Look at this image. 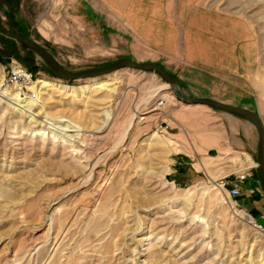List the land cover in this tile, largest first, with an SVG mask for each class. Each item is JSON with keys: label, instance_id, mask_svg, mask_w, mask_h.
<instances>
[{"label": "rangeland", "instance_id": "obj_1", "mask_svg": "<svg viewBox=\"0 0 264 264\" xmlns=\"http://www.w3.org/2000/svg\"><path fill=\"white\" fill-rule=\"evenodd\" d=\"M0 26L69 72L154 63L183 94L264 119V0H6ZM1 36L0 80L15 61L50 85L26 101L0 86V264H264L228 177L168 174L184 146L220 142L225 112L181 103L155 72L58 79ZM257 146L248 162L225 151L220 176L241 163L259 179Z\"/></svg>", "mask_w": 264, "mask_h": 264}, {"label": "crops", "instance_id": "obj_2", "mask_svg": "<svg viewBox=\"0 0 264 264\" xmlns=\"http://www.w3.org/2000/svg\"><path fill=\"white\" fill-rule=\"evenodd\" d=\"M220 121L223 129L220 142L211 146L190 145L189 148L184 146V151L173 160L168 173L170 179L176 184L187 185L203 176L213 178L215 181L228 177L224 182L229 187L244 172L246 176L239 182L241 195L238 201L256 219H264V195L259 191V179L253 172L254 166L243 167V164L237 163L230 173L220 176V171L225 168L213 164L223 157L225 151L237 153L241 159L248 162L253 156L256 140L258 142V132L251 121L229 113L222 115Z\"/></svg>", "mask_w": 264, "mask_h": 264}, {"label": "water", "instance_id": "obj_3", "mask_svg": "<svg viewBox=\"0 0 264 264\" xmlns=\"http://www.w3.org/2000/svg\"><path fill=\"white\" fill-rule=\"evenodd\" d=\"M6 0H0V10L4 6ZM0 35L16 41L20 45L26 47L30 51L36 53L41 57L50 67L54 76L62 80H76L97 78L112 74L118 69L129 68L140 72H155L162 80H164L170 87L171 93L176 97L178 101L185 105H202L211 109H216L222 112L229 113L236 117L244 118L251 121L258 132V146H257V164L259 171V185L264 193V124L258 113L249 109H245L238 106H232L225 103H221L209 98H196L183 94L180 88V82L173 74L154 63H137L130 59H119L109 65L85 70L81 72H69L65 70L44 48L33 40L14 33L6 28L0 26ZM257 223L264 230V219L258 218Z\"/></svg>", "mask_w": 264, "mask_h": 264}, {"label": "built area", "instance_id": "obj_4", "mask_svg": "<svg viewBox=\"0 0 264 264\" xmlns=\"http://www.w3.org/2000/svg\"><path fill=\"white\" fill-rule=\"evenodd\" d=\"M2 75L0 80V86L11 87L14 90V94L20 101H26L29 99H35L37 93L34 89H29L36 82V75L26 67L11 61L6 66L2 67ZM264 124V119H262ZM245 176L241 175L238 180L232 182L230 186L224 181H220L218 187L225 190L229 198L236 199L241 195L240 181L244 179ZM254 221V219H253ZM259 229L263 228L254 221Z\"/></svg>", "mask_w": 264, "mask_h": 264}, {"label": "bare ground", "instance_id": "obj_5", "mask_svg": "<svg viewBox=\"0 0 264 264\" xmlns=\"http://www.w3.org/2000/svg\"><path fill=\"white\" fill-rule=\"evenodd\" d=\"M37 81H38V79L36 80V82L33 84V86L32 87H30L29 89H36L37 87H39L40 86V88L42 89V88H45L46 86H49L50 85V83L49 82H45V81H40L39 83H37ZM37 83V84H36ZM36 84V85H35ZM168 87V85L167 84H165L164 85V89L166 88V89H168L167 88ZM161 88H163V87H161ZM82 91L83 90H85V88H82L81 89ZM36 91V90H35ZM37 93V92H36ZM29 100H32V99H29ZM202 106V105H201ZM244 220L246 221V222H248V223H252L253 225L255 224V222H253V220H251L249 217H244ZM254 227H256V228H259L256 224L254 225ZM146 240H150V237L149 238H147Z\"/></svg>", "mask_w": 264, "mask_h": 264}, {"label": "trees", "instance_id": "obj_6", "mask_svg": "<svg viewBox=\"0 0 264 264\" xmlns=\"http://www.w3.org/2000/svg\"><path fill=\"white\" fill-rule=\"evenodd\" d=\"M1 36V35H0ZM1 37H3V36H1ZM1 56V55H0Z\"/></svg>", "mask_w": 264, "mask_h": 264}]
</instances>
